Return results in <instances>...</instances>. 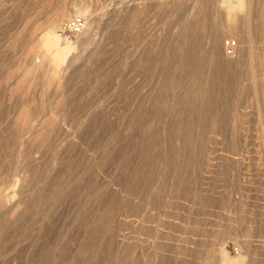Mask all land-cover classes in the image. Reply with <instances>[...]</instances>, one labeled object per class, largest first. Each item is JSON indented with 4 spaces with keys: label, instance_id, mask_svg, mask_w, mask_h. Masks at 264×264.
Instances as JSON below:
<instances>
[{
    "label": "rangeland",
    "instance_id": "1",
    "mask_svg": "<svg viewBox=\"0 0 264 264\" xmlns=\"http://www.w3.org/2000/svg\"><path fill=\"white\" fill-rule=\"evenodd\" d=\"M236 1L0 0V264H264V0ZM61 10V83L26 77Z\"/></svg>",
    "mask_w": 264,
    "mask_h": 264
},
{
    "label": "bare ground",
    "instance_id": "2",
    "mask_svg": "<svg viewBox=\"0 0 264 264\" xmlns=\"http://www.w3.org/2000/svg\"><path fill=\"white\" fill-rule=\"evenodd\" d=\"M237 3L235 4L234 7H232L233 10H242L244 9V0H237ZM197 3V2H195ZM225 4V3H224ZM233 4V3H232ZM195 5V4H194ZM197 5V4H196ZM196 7V6H195ZM62 11V10H61ZM90 9L88 5L85 4H80L77 9H76V13L77 14H81V15H88L87 13H89ZM235 12V13H236ZM242 12V11H241ZM240 12V13H241ZM70 13V12H69ZM234 12L232 11V14ZM243 13V12H242ZM65 19H69V14L67 13L66 10H63L62 12H60V17L57 20H54L53 22H51L50 26L47 27L46 31H45V35L38 41H34L31 42V47L30 49L27 51V56H26V60H30L32 63L39 59L41 62L40 65H36L34 64L33 67L31 66H25L26 64L24 63L21 67L24 68V72H25V76L26 77H31L33 75H35L37 72H42L43 70H45V68L48 67V71H50L51 76H50V80L48 81L50 84L52 83H57V85H59L61 83V79L58 78L60 69L63 65H65V63H67L68 59V54L69 52L74 48L72 44H70L67 48H62L60 45V36L57 35V30L59 29L60 25H61V21L65 22ZM235 16L230 15L228 16V25L230 26L229 28V34L231 36H236L238 35V29L236 25H233L235 23ZM247 19V18H246ZM90 23V22H89ZM245 23V21H244ZM242 23V24H244ZM93 24H95V21L93 20ZM226 24V25H227ZM237 24V23H236ZM90 26V25H89ZM93 27V26H92ZM246 27V25H245ZM62 29V28H61ZM91 34V29L90 27L85 31V33H83L82 37L83 39L86 40L90 37ZM224 37L222 38L223 41ZM82 40V39H81ZM217 41H220V38L218 37L216 39ZM232 42H230L229 44H231ZM235 44V42H234ZM234 48V46H233ZM236 48V47H235ZM238 49V48H237ZM213 51V55H218L219 53L216 52V50H212ZM76 60V58H72L70 60V65L72 63H74V61ZM30 62V63H31ZM264 63V62H263ZM251 64V62H250ZM21 65V64H20ZM261 65V64H260ZM255 67V65L253 66V68ZM252 68V69H253ZM264 69V68H263ZM47 71V72H48ZM260 74V73H259ZM258 74V75H259ZM260 77V76H259ZM262 77V76H261ZM263 80V79H262ZM51 86V85H50ZM44 94V93H43ZM42 98V96H41ZM43 102V101H42ZM60 103V102H59ZM58 104V103H57ZM56 106V105H55ZM41 107V106H40ZM33 113L31 112H22L21 114V118L18 121V125H20L22 128H25L30 122H31V118H32ZM24 130H22L23 132ZM20 134H21V130H20ZM23 135V134H22ZM21 136V135H20ZM37 138V137H36ZM4 193H2V190H0V202L1 201H6L7 197L5 195H3ZM5 203V202H4ZM10 203V200H9ZM2 204V203H1ZM5 205V204H3ZM250 232L247 231L246 235H244L245 237H249ZM251 236V235H250ZM223 253V252H222ZM223 256V255H222ZM224 258L226 257L225 254L223 256ZM227 259V257L225 258ZM224 260V259H223ZM224 262V261H223ZM227 262V261H226ZM225 264V263H224Z\"/></svg>",
    "mask_w": 264,
    "mask_h": 264
},
{
    "label": "built area",
    "instance_id": "3",
    "mask_svg": "<svg viewBox=\"0 0 264 264\" xmlns=\"http://www.w3.org/2000/svg\"><path fill=\"white\" fill-rule=\"evenodd\" d=\"M87 23L83 18H73L71 20H68L66 23H64L62 31L64 33H74V34H81L85 28H86ZM230 45L228 43L227 45V53L229 55H233L234 49L233 46H235L234 42L231 43Z\"/></svg>",
    "mask_w": 264,
    "mask_h": 264
}]
</instances>
